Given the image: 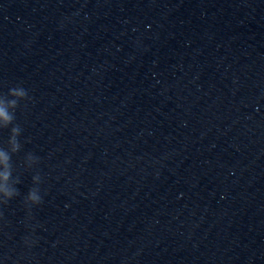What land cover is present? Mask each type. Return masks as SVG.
Returning a JSON list of instances; mask_svg holds the SVG:
<instances>
[{
  "label": "clouds",
  "instance_id": "obj_1",
  "mask_svg": "<svg viewBox=\"0 0 264 264\" xmlns=\"http://www.w3.org/2000/svg\"><path fill=\"white\" fill-rule=\"evenodd\" d=\"M26 99H29L28 93L22 86L10 88L6 95H0V129H8L11 125L10 135L6 142L7 146L0 147V203L3 204H7L9 200L19 195V190L15 187L20 182L19 178H12V155L18 153L22 148L18 139L22 129L18 124H14V121L19 102ZM37 161L38 158L31 153H28L25 158L27 167H31ZM33 182L35 184L40 182L38 174L33 177ZM25 202L32 205H38L42 202L37 187L29 190Z\"/></svg>",
  "mask_w": 264,
  "mask_h": 264
}]
</instances>
